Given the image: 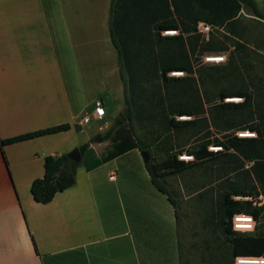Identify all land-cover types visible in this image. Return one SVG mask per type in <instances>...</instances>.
Here are the masks:
<instances>
[{
  "label": "crops",
  "instance_id": "1",
  "mask_svg": "<svg viewBox=\"0 0 264 264\" xmlns=\"http://www.w3.org/2000/svg\"><path fill=\"white\" fill-rule=\"evenodd\" d=\"M111 4L0 0V139L72 126L0 149V264H181L179 212L137 149L91 171L81 164L48 204L32 195L46 157L110 148L96 141L94 111L102 101L111 124L124 106Z\"/></svg>",
  "mask_w": 264,
  "mask_h": 264
},
{
  "label": "trees",
  "instance_id": "2",
  "mask_svg": "<svg viewBox=\"0 0 264 264\" xmlns=\"http://www.w3.org/2000/svg\"><path fill=\"white\" fill-rule=\"evenodd\" d=\"M248 8L254 16L261 17L256 0H112L110 9V31L119 61L127 72L130 84L135 82L138 65L142 58H147L154 75L160 79L164 89L161 100L163 112L169 129L185 131L201 128L208 130V138L200 151H191L189 155L207 154L209 147H223L221 155L234 157L236 169L243 168L246 162L253 163L250 173L254 176L259 188H236L226 193L218 205L212 209L209 217L210 225L221 230L227 236V248L220 249L217 264H235L236 258L264 257V211L248 201H235L234 196L248 197L264 193V116L260 115L257 125H251L255 112L252 110L254 96L249 89H225L220 98H241L240 103H222L216 106L221 114L206 116L205 108L200 100H192L191 94L196 92L194 70L190 59L189 44L200 39L197 25L207 22L213 27H229L233 29L241 12ZM166 31H179L178 36L163 37ZM233 32V31H232ZM239 45V44H238ZM191 47V48H192ZM212 52L211 43L203 47ZM144 64V63H143ZM172 72H185V78L171 77ZM121 79L125 78L121 71ZM127 97V90H126ZM181 100H178L179 98ZM128 103V99L126 100ZM179 117H190L180 120ZM120 128L109 131L103 138L110 140V148L106 154L98 158L89 143L80 146L83 164L88 171L107 163L131 150L152 151V146L142 142L134 132L125 127L123 118H119ZM81 130V127H76ZM216 128L222 137L213 136ZM72 129L70 124L59 125L45 130L28 133L15 138L1 140L0 149L4 146L29 141L47 135L58 134ZM251 130L257 132V138H239L237 131ZM199 131V130H197ZM233 131V133H230ZM235 131V132H234ZM184 153V152H183ZM224 153V154H223ZM182 154V153H181ZM81 164L74 162L68 154L48 156L45 159V173L32 184V195L38 203L52 202L58 193L64 192L76 183L77 170ZM188 164L179 160L178 155L159 160L151 152V161L146 164L151 180L156 188L167 195L178 210L177 201L167 187V179ZM245 213L255 217L258 226L254 234L236 233L232 229L231 219L235 214ZM179 219V214H178ZM226 242V241H225ZM214 258V257H213ZM182 264V262H181Z\"/></svg>",
  "mask_w": 264,
  "mask_h": 264
},
{
  "label": "rangeland",
  "instance_id": "3",
  "mask_svg": "<svg viewBox=\"0 0 264 264\" xmlns=\"http://www.w3.org/2000/svg\"><path fill=\"white\" fill-rule=\"evenodd\" d=\"M256 2L261 17L254 16L250 9L245 8L233 29L213 27L209 39L197 32L200 39L192 41L193 47L189 44L193 77L199 92L198 95L193 92L190 97L196 101L200 98L206 116L210 119L211 115L221 114L216 106L227 103L220 98V92L225 89H249L253 94L252 110L255 115L251 125H257L259 116H264V0ZM209 43L215 49L212 52L203 50ZM207 57H225V61L210 62L206 60ZM138 65L135 82L130 84L129 75L121 64L125 78L124 106L121 114L111 119V124L106 117L101 120L102 138L109 131L120 128L119 118L122 117L125 127L132 130L142 142L151 145L152 155L159 160L200 151L208 138V130L169 129L163 112L167 104L161 100L164 89L160 79L154 75L147 58H142ZM187 76L190 75L176 78ZM229 99H239V102L232 101L234 103L243 101L241 98ZM212 132L215 138L223 136L216 128ZM109 141L104 140L103 143ZM220 152L209 149L207 154L202 152L199 156L193 155L195 159L186 162V168L167 179V187L178 204L182 264H217L220 249L227 248V236L210 225L212 209L233 189L260 187L250 173L253 163L246 162L243 168L236 169L237 159L227 154L223 156ZM260 193L263 192L259 190Z\"/></svg>",
  "mask_w": 264,
  "mask_h": 264
},
{
  "label": "built area",
  "instance_id": "4",
  "mask_svg": "<svg viewBox=\"0 0 264 264\" xmlns=\"http://www.w3.org/2000/svg\"><path fill=\"white\" fill-rule=\"evenodd\" d=\"M213 29H214L213 26L208 24L207 22H200L197 25V32L207 39H209L211 33L213 32ZM178 34H179V31H166L163 33V35H165V36H167V35L174 36V35H178ZM206 60L210 61V62H223V61H225V57H207ZM185 75H186L185 72H172L170 74V76H172V77H183ZM231 100H233V99L227 98V99H225V102L234 103ZM240 100H242V99H240ZM237 102H239V101H237ZM98 108H102L104 110L103 116H101L100 113L97 111ZM105 117H106L105 107H104L102 101L99 100L95 103L94 118L98 119V120H103ZM178 119L189 120L191 118L190 117H179ZM91 121H92V116L87 115V116L83 117V119L81 120V125L89 124ZM236 136H238L239 138H257L258 137L257 132L251 131V130L237 131ZM209 149L213 150L215 152H219V151L222 152L223 151V147L215 146V145L210 146ZM182 156L193 157L195 159V157L193 155L183 154V155L178 156L179 160H181L180 157H182ZM194 159H192V160H194ZM181 161H183V160H181ZM187 162H189V161H187ZM111 179H114V176H112ZM233 199L235 201L251 202L253 204V206H255L257 208H261L264 211V193H260L257 196H248V197L236 196V197H233ZM236 216H239L240 219L237 220L235 223L239 224L241 227H240V230H238V231L233 230L234 232L242 233V234H254L256 232V229L258 226V221L255 219V217L253 215L245 214V213L235 214L232 217V219H231L232 229L234 228L233 218ZM248 217H251L252 220L249 221L247 219ZM249 225L252 226L253 230H251V231L248 230ZM235 264H264V257H262V258L238 257V258H236Z\"/></svg>",
  "mask_w": 264,
  "mask_h": 264
},
{
  "label": "water",
  "instance_id": "5",
  "mask_svg": "<svg viewBox=\"0 0 264 264\" xmlns=\"http://www.w3.org/2000/svg\"><path fill=\"white\" fill-rule=\"evenodd\" d=\"M96 141L99 143H102L104 140L102 136L99 134L96 137ZM142 158L146 164H148L151 161V152L149 150H145L141 152ZM68 156L70 159H72L74 162L81 164L83 162V156L81 154L80 148L77 147L74 150H72L70 153H68Z\"/></svg>",
  "mask_w": 264,
  "mask_h": 264
},
{
  "label": "clouds",
  "instance_id": "6",
  "mask_svg": "<svg viewBox=\"0 0 264 264\" xmlns=\"http://www.w3.org/2000/svg\"><path fill=\"white\" fill-rule=\"evenodd\" d=\"M97 111L100 113L101 116H103V114H104V110H103L102 108H98ZM180 159L183 160V161H185V162H187V161H191V160L194 159V158H193V157H188V156H182V157H180ZM239 219H240L239 216H236V217L233 218V221H234V228H233V230H234V231H238V230H240V227H241V226H240L239 224H236V223H235V222H236L237 220H239ZM247 219H248L249 221L252 220L251 217H248ZM248 230H249V231L253 230V228H252L251 225L248 226Z\"/></svg>",
  "mask_w": 264,
  "mask_h": 264
},
{
  "label": "bare ground",
  "instance_id": "7",
  "mask_svg": "<svg viewBox=\"0 0 264 264\" xmlns=\"http://www.w3.org/2000/svg\"><path fill=\"white\" fill-rule=\"evenodd\" d=\"M231 101H234V102H235V101H239V99H233V100H231Z\"/></svg>",
  "mask_w": 264,
  "mask_h": 264
},
{
  "label": "snow or ice",
  "instance_id": "8",
  "mask_svg": "<svg viewBox=\"0 0 264 264\" xmlns=\"http://www.w3.org/2000/svg\"><path fill=\"white\" fill-rule=\"evenodd\" d=\"M243 219V218H242Z\"/></svg>",
  "mask_w": 264,
  "mask_h": 264
}]
</instances>
